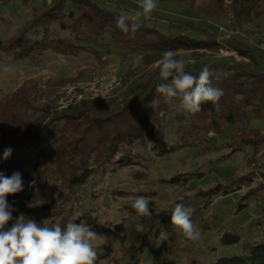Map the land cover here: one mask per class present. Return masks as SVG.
<instances>
[{
	"label": "rangeland",
	"instance_id": "rangeland-1",
	"mask_svg": "<svg viewBox=\"0 0 264 264\" xmlns=\"http://www.w3.org/2000/svg\"><path fill=\"white\" fill-rule=\"evenodd\" d=\"M50 1L0 0V11L4 15L0 35H13L26 25L35 12L42 11L43 3ZM106 1L123 10L127 9L125 12L132 16L144 18L136 15V12L142 11L138 0ZM156 2L157 9L150 19H146L148 22L166 31L180 30L193 35L212 32V37H215L218 48L173 50L178 59L185 61V68L195 64L204 66L222 62L264 69V2L249 21L236 18L231 0H205L204 6L200 8L193 7L194 0ZM238 41L250 45L249 54H241L235 48ZM131 55V58H126L127 55L114 52L110 57L97 61L85 52L74 57L50 52L35 63L1 57L0 137L4 135L9 144L26 143L30 137L26 131L42 123L40 117L44 114L40 109L47 107L60 111L76 104L63 105V102L71 99L72 87L81 89L93 78H99L104 84L107 82L105 76L110 73L117 77V82L111 94L105 100L98 101L109 105L110 111L119 103L129 101L158 72L157 61L162 58L154 52ZM6 66L11 70L5 72ZM32 85H37L39 98L20 93L21 98L7 101V97L15 96V93ZM174 111L175 106H172L164 111L163 116L172 115ZM170 118L172 116L168 117L167 122L172 120ZM194 119L211 138L165 158L156 156L152 167L146 169L149 174H144L142 179L134 178L131 168H124L102 179L97 176L100 182L88 183L78 190L74 201L76 209L91 207L99 215L98 226L94 231L97 236L92 241L94 249L98 251L96 264H192L190 256L210 264L220 256L240 252L245 241L262 238L264 106L259 111L254 110L242 122L222 123L219 132L214 128L215 123L210 116L194 114ZM242 135L250 137L253 144L246 143L236 148L235 141ZM191 172L194 173L193 177L190 175L192 178L187 183L172 185L169 182L177 174L187 175ZM215 186L219 187L220 193L213 195ZM143 191L146 194H142ZM138 196L149 200L152 212L168 219L170 217L165 214L171 213L176 203L191 206L194 209L191 219L201 234L199 241H190L182 234H177L169 221L163 225L161 235L150 241L134 262L129 250V231L120 233L115 224L124 222L130 225V221L136 220L131 205ZM24 201L8 202L15 209L13 217L23 214L26 219H35L38 208H31L33 214L25 213L29 205ZM241 203L246 205L240 206ZM43 218L46 223L41 226H56L57 222H53L51 217ZM14 222L15 219L9 221L7 227H11ZM225 233L237 234L240 240L226 243L223 240Z\"/></svg>",
	"mask_w": 264,
	"mask_h": 264
},
{
	"label": "trees",
	"instance_id": "trees-1",
	"mask_svg": "<svg viewBox=\"0 0 264 264\" xmlns=\"http://www.w3.org/2000/svg\"><path fill=\"white\" fill-rule=\"evenodd\" d=\"M263 2L231 0V8L237 19L249 21ZM43 5L42 11L35 12L13 35H0V58L35 63L50 52L73 57L85 52L101 61L114 52L123 53L126 58H131L132 53L153 52L162 57L166 50L218 48L212 32L193 35L180 30H162L106 0H51ZM120 15L127 16L129 23H139V30L134 34L121 31L116 26V18ZM3 21L0 11V29ZM234 46L241 54H249L247 43L238 41ZM205 66L213 72L212 86L222 89L223 96L218 107L211 101L204 102L201 111L195 114L210 116L217 132L222 123L242 122L264 106V69L221 62L195 64L185 71L198 75ZM156 70L158 72L151 76L140 93L111 111L109 105L97 99L81 100L60 111L46 107L40 109L44 114L40 117V126L26 131L30 136L26 143L9 144L2 135L0 174L11 177L19 172L24 187L22 192L9 195L8 202L25 200L29 206L24 212L28 214H33L31 208H38L34 220L40 225L46 223L43 217L47 216L62 228L71 221L86 224L95 231L99 222L96 210L85 206L76 209L74 201L79 189L88 183L100 182L97 176L102 179L124 168H131L134 178L142 179L144 174H149L146 169L152 167L156 156L165 158L211 138L206 129L197 125L194 114L179 109L178 99L167 103L156 91L157 85L167 83L159 76V69ZM37 92V85H32L7 97V101L21 98L20 93L39 98ZM172 106H175V113L163 116ZM169 116L172 120L167 122ZM159 126H163L162 129H157ZM249 138L242 135L235 141V147L253 144ZM7 147H11L13 153L3 160V150ZM192 174H177L169 182L172 185L187 183ZM33 181L35 184L30 186ZM212 192L213 195L220 193L219 187L215 186ZM261 197L264 204V196ZM244 205L246 203L240 204ZM165 215L170 217L171 213ZM169 221L160 213L152 212L143 217L136 214V220L130 221V225L119 222L115 227L120 233L129 231L130 255L136 262L145 246L161 235L163 225ZM138 226L141 231L137 230ZM223 240L236 243L240 237L225 233ZM190 261L206 264L192 256ZM210 264H264V227L262 238L245 241L240 252L220 256Z\"/></svg>",
	"mask_w": 264,
	"mask_h": 264
},
{
	"label": "clouds",
	"instance_id": "clouds-1",
	"mask_svg": "<svg viewBox=\"0 0 264 264\" xmlns=\"http://www.w3.org/2000/svg\"><path fill=\"white\" fill-rule=\"evenodd\" d=\"M142 11L137 16L150 19L157 9L156 0H138ZM205 0H194L193 7L200 8ZM116 26L123 32L135 33L141 25L137 22H128V17L120 15L116 18ZM159 76L167 83L157 85L167 103L174 98L179 100V109L195 114L201 111V104L211 101L218 107L223 96V90L212 86L213 72L209 66L203 67L198 75L185 71V61L178 59L173 50H166L162 58L157 61ZM7 66L4 71H10ZM13 153L11 147L3 150V160H7ZM35 181L30 184L33 186ZM24 190L23 180L19 172L11 177L0 174V264H96L98 251L94 249L92 241L97 234L86 224H77L69 221L65 227L41 226L34 219L20 214L13 217L15 209L8 203L7 197ZM138 216H150L152 210L149 200L138 196L131 205ZM194 209L183 203H176L170 215L172 230L182 234L190 241H199L200 231L191 219ZM15 219L11 227L9 221ZM141 231L140 226L137 227Z\"/></svg>",
	"mask_w": 264,
	"mask_h": 264
},
{
	"label": "built area",
	"instance_id": "built-area-1",
	"mask_svg": "<svg viewBox=\"0 0 264 264\" xmlns=\"http://www.w3.org/2000/svg\"><path fill=\"white\" fill-rule=\"evenodd\" d=\"M104 80L107 82L103 84L99 78H93L81 89L72 87L70 89L71 99L63 102V105L67 106L69 103H77L87 98L105 100L111 94L114 88L113 85L117 82V77L110 73L105 76Z\"/></svg>",
	"mask_w": 264,
	"mask_h": 264
}]
</instances>
